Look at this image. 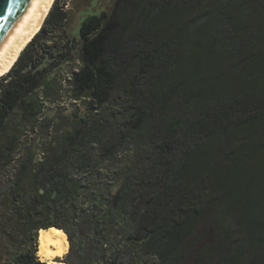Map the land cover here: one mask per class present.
I'll return each instance as SVG.
<instances>
[{"label":"trees","instance_id":"16d2710c","mask_svg":"<svg viewBox=\"0 0 264 264\" xmlns=\"http://www.w3.org/2000/svg\"><path fill=\"white\" fill-rule=\"evenodd\" d=\"M59 2L0 77V264H45L48 228L66 264H264V0H115L71 33Z\"/></svg>","mask_w":264,"mask_h":264},{"label":"bare ground","instance_id":"6f19581e","mask_svg":"<svg viewBox=\"0 0 264 264\" xmlns=\"http://www.w3.org/2000/svg\"><path fill=\"white\" fill-rule=\"evenodd\" d=\"M54 0H36L31 13L16 37L0 53V77L5 75L21 51L39 31ZM68 242L65 234L56 228L41 229L38 232L37 255L48 264H66L57 259L67 253Z\"/></svg>","mask_w":264,"mask_h":264},{"label":"rangeland","instance_id":"374dc122","mask_svg":"<svg viewBox=\"0 0 264 264\" xmlns=\"http://www.w3.org/2000/svg\"><path fill=\"white\" fill-rule=\"evenodd\" d=\"M114 1L115 0H60L59 4L64 5L63 10L67 12V20L63 25L64 31L68 32V33H71V31H73V29L75 28L77 21L80 17L81 12L86 10V8H87V14L86 15H97L103 11L109 12L111 10V7H112ZM50 9H51V7H50ZM43 22H44V20H43ZM43 22H42V24H43ZM73 66L74 65H69V64L64 66L63 71L59 72L60 77L65 78L66 76H68L69 72L73 68ZM63 83H65V81ZM62 97L63 98L61 99V101L58 102L59 104H56L57 106H59V110H62L64 112L65 111L69 112L71 110V107L80 108L78 106V105H80L79 103H75L70 99L69 93H65L64 96L62 95ZM56 105L55 106L49 105L50 106L49 115L52 117H56L59 114V112H57V111L56 112L53 110L51 111V109L53 107H56ZM80 111H83L82 107L80 108ZM63 258L64 257L62 256L61 258H59L57 260L61 261V259L63 260ZM41 261L44 262L45 264H48L47 261H43V260H41Z\"/></svg>","mask_w":264,"mask_h":264},{"label":"water","instance_id":"95a60500","mask_svg":"<svg viewBox=\"0 0 264 264\" xmlns=\"http://www.w3.org/2000/svg\"><path fill=\"white\" fill-rule=\"evenodd\" d=\"M35 2L36 0H0V53L19 33Z\"/></svg>","mask_w":264,"mask_h":264}]
</instances>
